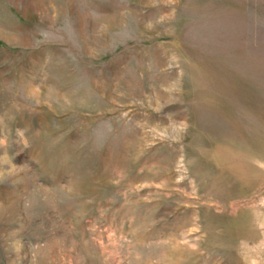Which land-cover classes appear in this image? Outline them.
Here are the masks:
<instances>
[{"label":"rangeland","instance_id":"rangeland-1","mask_svg":"<svg viewBox=\"0 0 264 264\" xmlns=\"http://www.w3.org/2000/svg\"><path fill=\"white\" fill-rule=\"evenodd\" d=\"M0 264H264V0H0Z\"/></svg>","mask_w":264,"mask_h":264}]
</instances>
